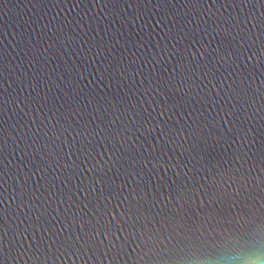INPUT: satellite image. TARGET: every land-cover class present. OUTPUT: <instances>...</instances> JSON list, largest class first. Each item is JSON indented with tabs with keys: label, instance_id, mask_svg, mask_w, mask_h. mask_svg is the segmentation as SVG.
<instances>
[{
	"label": "water",
	"instance_id": "water-1",
	"mask_svg": "<svg viewBox=\"0 0 264 264\" xmlns=\"http://www.w3.org/2000/svg\"><path fill=\"white\" fill-rule=\"evenodd\" d=\"M262 25L264 0H0V264H264L237 247L264 228Z\"/></svg>",
	"mask_w": 264,
	"mask_h": 264
},
{
	"label": "flooded vegetation",
	"instance_id": "flooded-vegetation-1",
	"mask_svg": "<svg viewBox=\"0 0 264 264\" xmlns=\"http://www.w3.org/2000/svg\"><path fill=\"white\" fill-rule=\"evenodd\" d=\"M257 226L258 225H255V224L250 225V228L248 230V237H249L248 240L242 244H238L237 247H240V248L243 247L245 249L252 251V250H256L258 247L264 244V240L258 239L256 237L257 235V236H262L264 238V228L257 227ZM223 255H225L224 258H229L233 256L232 254H223ZM217 257H218L217 255H211L210 253L203 254L202 252H198V253H186V254L179 255V256L175 255V256H172L171 259H175V261L176 259H179V262H181L182 264H200V262H202L203 259L205 260H207L208 258L215 259Z\"/></svg>",
	"mask_w": 264,
	"mask_h": 264
},
{
	"label": "snow or ice",
	"instance_id": "snow-or-ice-1",
	"mask_svg": "<svg viewBox=\"0 0 264 264\" xmlns=\"http://www.w3.org/2000/svg\"><path fill=\"white\" fill-rule=\"evenodd\" d=\"M262 28H264V25H262ZM262 36H264V33H262ZM262 47H264V39H262ZM237 51H239V49ZM247 58L249 60H251L252 59V56L249 55ZM194 227H195V224H193L191 226H185L184 229H187L188 231H191ZM151 239L153 240V242H156V237H152ZM3 246H4L3 245V236L0 235V250H3Z\"/></svg>",
	"mask_w": 264,
	"mask_h": 264
},
{
	"label": "clouds",
	"instance_id": "clouds-1",
	"mask_svg": "<svg viewBox=\"0 0 264 264\" xmlns=\"http://www.w3.org/2000/svg\"><path fill=\"white\" fill-rule=\"evenodd\" d=\"M253 264H258V262H253Z\"/></svg>",
	"mask_w": 264,
	"mask_h": 264
}]
</instances>
